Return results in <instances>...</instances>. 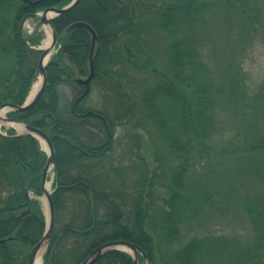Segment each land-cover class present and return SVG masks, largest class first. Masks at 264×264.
<instances>
[{"label":"trees","instance_id":"trees-1","mask_svg":"<svg viewBox=\"0 0 264 264\" xmlns=\"http://www.w3.org/2000/svg\"><path fill=\"white\" fill-rule=\"evenodd\" d=\"M69 1L0 0V104H23L36 80L40 22L20 31L22 17ZM77 21L97 36L88 84L77 78L91 35L66 30ZM51 23L44 90L6 113L54 147L42 264H78L109 240L138 245L147 264H264V78L251 91L241 62L264 44V0H80ZM2 130L0 264H27L45 229L47 155ZM132 263L110 250L91 264Z\"/></svg>","mask_w":264,"mask_h":264},{"label":"water","instance_id":"water-1","mask_svg":"<svg viewBox=\"0 0 264 264\" xmlns=\"http://www.w3.org/2000/svg\"><path fill=\"white\" fill-rule=\"evenodd\" d=\"M23 1L35 2L38 0H23ZM79 1L80 0H70L66 5L62 7H49V8L43 9L41 13L26 14L22 17L20 21V31H23L24 22L29 17L39 20L42 24L48 26L50 29L49 44L45 47H42L41 45L36 46V47L32 46L33 48L40 50V54H39L37 65H36V76L38 78V83L34 91L32 93L29 92L24 103L21 105L13 104L10 102H4L0 104V121L4 122V125L6 127L11 128L15 132V135L30 134L34 136L35 138H37L47 155L44 167L41 171V177H42L41 195L42 197H44V201L46 205V208L44 211L45 229H44V232L41 238L31 247L28 253V256H27V264H36V259L38 257L41 258V262H42V256L50 243V238H51L52 229L54 225L55 212H54V206H53L52 196H51L52 195L51 184H50V189H49L47 177H48L49 172L52 171V175L50 177V180L52 183L53 174H54L55 152H54V147L52 145V142L49 136L44 131L28 123L20 121L18 119L8 118L5 115V112L9 109L14 110V111L28 109L32 105H34L38 97L41 95V93L43 92L45 88L46 82H47L45 65L48 60L46 61V58L53 51L55 45L57 44V36L52 26L51 19L63 12H66ZM78 26L86 28L91 35V50L89 54V59H90L89 73L85 78H77L78 82H81L83 84H88L93 75L92 55H93V49H94L97 36H96L94 29L88 23H85L82 21L71 23L67 27L66 30H70L71 28L78 27ZM0 241L2 240L0 239ZM110 250H123V251L128 252L133 258L132 264H138V253H140L143 258L142 264H147L146 253L138 245L132 242L126 241V240H109L104 243H101L100 245L95 247L93 250H91L88 253V255L78 264H91L95 260H97L101 255H103L104 253Z\"/></svg>","mask_w":264,"mask_h":264},{"label":"rangeland","instance_id":"rangeland-1","mask_svg":"<svg viewBox=\"0 0 264 264\" xmlns=\"http://www.w3.org/2000/svg\"><path fill=\"white\" fill-rule=\"evenodd\" d=\"M29 24L32 22H28ZM33 24V23H32ZM31 25V24H30ZM39 30L42 32V39L40 41V44L42 43L43 39L45 38L46 34V25L42 24L39 26ZM56 49L52 51V54L55 52ZM243 70L247 74V83L249 86V89L253 92L256 91L258 88L260 82H262L264 78V44L261 39L256 38L253 45L248 49V51L244 54V56L241 59ZM38 82V78L34 81L30 88V92L32 91L33 86ZM95 96V95H94ZM0 123L4 124V122ZM121 133L120 130L117 131V134L119 135ZM40 201L42 204V209L45 211L46 205L44 201V197L40 196ZM237 231H243L241 228L242 226H233ZM141 264V263H139Z\"/></svg>","mask_w":264,"mask_h":264},{"label":"bare ground","instance_id":"bare-ground-1","mask_svg":"<svg viewBox=\"0 0 264 264\" xmlns=\"http://www.w3.org/2000/svg\"><path fill=\"white\" fill-rule=\"evenodd\" d=\"M49 40H50V29H49L48 26H46V34H45V38L43 39V42H42L41 46H42V47L47 46V45L49 44ZM51 53H52V52H51ZM51 53L47 56L46 61H47V60L49 59V57L51 56ZM37 83H38V82H37ZM37 83L33 86L31 93L34 91V89H35ZM50 176H51V174H50V172H49L48 177H47L48 185H49V186H48L49 189H50V184H51ZM36 264H42V262H41V258H40V257H38V258L36 259Z\"/></svg>","mask_w":264,"mask_h":264}]
</instances>
